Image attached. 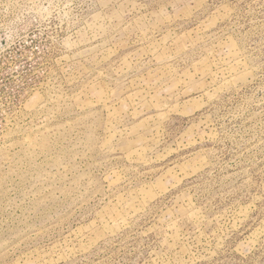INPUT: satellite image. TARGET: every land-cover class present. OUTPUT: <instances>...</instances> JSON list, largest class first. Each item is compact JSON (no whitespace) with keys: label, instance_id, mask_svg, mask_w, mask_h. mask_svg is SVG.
<instances>
[{"label":"rangeland","instance_id":"rangeland-1","mask_svg":"<svg viewBox=\"0 0 264 264\" xmlns=\"http://www.w3.org/2000/svg\"><path fill=\"white\" fill-rule=\"evenodd\" d=\"M0 264H264V0H0Z\"/></svg>","mask_w":264,"mask_h":264}]
</instances>
